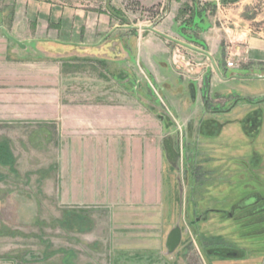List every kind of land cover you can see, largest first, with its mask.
<instances>
[{
    "label": "crops",
    "instance_id": "0c3cea01",
    "mask_svg": "<svg viewBox=\"0 0 264 264\" xmlns=\"http://www.w3.org/2000/svg\"><path fill=\"white\" fill-rule=\"evenodd\" d=\"M182 1L101 0L94 5L14 0L10 17L3 14L0 264H33L27 261L28 250H33L27 242L42 243L37 230L45 207L74 216L68 223L81 226L68 230V240L87 243L98 256L105 255L106 225L116 257L155 250L140 248L124 230L140 218L156 222L157 211L166 208L164 144L169 129L197 128L202 115H210L212 99L234 89L257 94L247 87L264 82V76L248 75L264 65V31L249 27L261 16L247 11L256 6L264 11V0H242L236 10L227 6L239 1L225 5L210 0L213 9L206 8V26L189 24L184 30L192 12L203 7L194 0L195 6L182 9ZM126 4L134 9L127 10ZM147 8H157L156 20L131 22L129 15ZM184 33L198 41H185ZM79 59L83 66L90 59L114 68L113 79H89L109 87L97 93L109 100L64 99L91 93L75 85L80 81L74 71ZM228 60L235 66L229 67ZM132 73L136 82L166 95V116L154 114L164 108L141 104L124 91L123 81L134 83ZM88 225L93 226L90 232L85 231ZM36 248L41 249L39 244Z\"/></svg>",
    "mask_w": 264,
    "mask_h": 264
},
{
    "label": "rangeland",
    "instance_id": "374dc122",
    "mask_svg": "<svg viewBox=\"0 0 264 264\" xmlns=\"http://www.w3.org/2000/svg\"><path fill=\"white\" fill-rule=\"evenodd\" d=\"M13 1L0 0V21L3 14L7 19L10 17ZM74 1L83 3L89 1L98 5L101 0ZM197 1L203 9L207 8L208 11L213 9L212 0ZM222 1L226 5L231 0ZM235 1H239V3L228 4L227 7L236 10L242 6V0ZM193 3L194 0L182 1V9L195 6ZM132 6V4H126L125 8L132 10L134 9ZM256 8L247 9L252 15L260 14L261 16L258 20L249 23V27L254 32L264 31V11L257 6ZM156 11L157 8H147L135 12L136 15H129V19L131 22L144 24L145 21L156 20L158 17ZM129 13L132 12L129 11ZM232 13L236 14V12ZM185 38V41L189 40ZM78 61L79 64L75 66L74 71L76 79L80 81H76L75 85L91 93L80 96H64V99L75 102L108 99L109 97L97 93L109 87H102L96 82L92 83L89 79L92 77L113 79L114 68L106 64L103 65L97 60H86L84 61L85 66L81 64L83 59ZM91 61L95 64H90ZM66 63L68 62L64 63V67ZM84 70H87L86 74H82ZM132 74L134 83L130 84V80L123 81L124 91L132 92L134 98L141 104L164 108L161 112L155 110L154 114L160 117L166 116V112H164L166 110V95L162 90H158L151 84L147 85L145 82H136L137 74ZM248 75L251 77L264 76V65L250 69ZM84 78L88 79L81 81ZM123 78L125 79V77ZM251 83L247 89L251 90L250 92L256 91L257 94L249 95L244 92V89L240 91L234 89L231 95H220L217 101L212 99L211 107L227 109L232 104L243 101L245 97L252 102H242L241 104L247 106L259 104L264 107V82ZM117 87L120 86L117 85ZM123 99L125 100L124 97ZM202 116L199 127L183 126L179 129L174 126L169 129L170 134L165 137L166 208L157 211L156 222L147 223L140 218L137 225L124 230L125 233L133 234L135 240L133 243L137 242L140 248L142 246L154 248L153 252L139 250L138 253L130 257H116L114 252L110 251L112 248L110 246V226L106 225V249L102 252V254L105 252V255L98 256L96 251L88 249L87 243L74 242L72 245V242L68 240V230L73 231V226L75 229L80 225L79 222L74 225L68 223V219L70 220L74 216L68 218L66 209L57 210L45 207L41 210L43 223L37 230L43 241L40 243L28 238V249H33L28 250V263L262 264L264 261V211L252 215L248 213L249 209L238 208V205L234 207L246 195L242 188L246 183L245 177L241 172L247 169L246 159L248 157L241 156V154L250 153L251 147L246 144L243 134H239V129L234 130L233 133V126L225 125V129H220L214 125L217 119L220 120V117L212 114ZM255 121L261 125L258 120ZM220 132L224 133L219 138L212 137ZM236 137L239 139H235ZM256 147L262 146L256 145ZM236 154H239V157L243 159L240 160ZM259 171L264 174V168H260ZM259 194L264 196V193ZM225 211L235 212L236 217L228 219L223 214ZM144 216L146 217V215ZM52 218L54 219L52 220ZM92 227V225L86 226L85 231L90 232ZM38 244L41 249L36 248V250L35 245ZM229 248L235 250V253H226L225 250ZM73 249L75 254L72 256ZM237 251L239 253H236Z\"/></svg>",
    "mask_w": 264,
    "mask_h": 264
},
{
    "label": "flooded vegetation",
    "instance_id": "af4514ba",
    "mask_svg": "<svg viewBox=\"0 0 264 264\" xmlns=\"http://www.w3.org/2000/svg\"><path fill=\"white\" fill-rule=\"evenodd\" d=\"M242 102H252L245 97L243 101L232 104L229 108H213L211 110L212 115L220 117V120H216L215 126L218 128L225 129L226 126H233V128L239 129V134H243L246 140V144L249 145L250 153L241 154V156L248 157L246 160L248 162L247 169L243 170L245 177V184L243 185V192L246 193L245 197L239 203L238 208L249 209L250 214H259L264 211V196L259 193H264V174L260 172V168H264V110L263 106L259 104L245 105ZM223 121H222V120ZM258 120L261 125H258L255 120ZM222 121V122H221ZM234 129L232 130V133ZM224 132H220L218 135L212 136L214 138H219ZM242 138V137H241ZM235 139H239L236 137ZM234 139V140H235ZM256 145H261L262 147L257 148ZM241 160L239 154H236ZM233 188V187H232ZM224 215L228 219H234L236 217L235 212L225 211ZM226 253H235V250L231 248L225 250ZM236 253H239L237 251ZM264 264V261L263 263Z\"/></svg>",
    "mask_w": 264,
    "mask_h": 264
},
{
    "label": "trees",
    "instance_id": "16d2710c",
    "mask_svg": "<svg viewBox=\"0 0 264 264\" xmlns=\"http://www.w3.org/2000/svg\"><path fill=\"white\" fill-rule=\"evenodd\" d=\"M233 1H235V0H233ZM112 12L117 13V14L119 13L118 10H112ZM192 13H193V15L191 16V19L184 22V24L182 26V30L188 29L189 24H192V25L194 24L200 28H203L206 26V25H204V21H205V17H206V15H205L206 10L205 9H198L197 8V10L193 11ZM184 37H186L187 39L192 40V41H196V42L198 41L197 37H195L194 34L189 35L187 33H184Z\"/></svg>",
    "mask_w": 264,
    "mask_h": 264
},
{
    "label": "built area",
    "instance_id": "2783aa9c",
    "mask_svg": "<svg viewBox=\"0 0 264 264\" xmlns=\"http://www.w3.org/2000/svg\"><path fill=\"white\" fill-rule=\"evenodd\" d=\"M227 65L229 67H234L235 66V62L233 60H228Z\"/></svg>",
    "mask_w": 264,
    "mask_h": 264
}]
</instances>
